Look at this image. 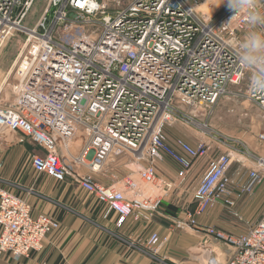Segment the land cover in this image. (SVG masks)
Returning <instances> with one entry per match:
<instances>
[{
  "label": "built area",
  "instance_id": "obj_1",
  "mask_svg": "<svg viewBox=\"0 0 264 264\" xmlns=\"http://www.w3.org/2000/svg\"><path fill=\"white\" fill-rule=\"evenodd\" d=\"M201 1L48 0L35 26L26 29L23 21L34 0H0V51L16 31L26 34L4 79L12 80V99L0 103V149L17 143L18 136L29 140L41 149L29 160L34 173L57 182L69 177L117 226L128 218L150 221L206 157L192 191L194 206L178 225L201 236L202 264H264V211L239 234L198 222L218 202L241 220L237 200L264 181V157L207 122L220 99L230 95L264 113V94L251 90V69L240 61L239 44L252 26L227 0L217 7V0ZM174 120L209 130L210 140L168 141L165 129ZM218 145L226 150L210 156ZM245 155L253 161L239 183L232 164ZM125 156L130 162L124 165H135L133 173L109 184L96 179L107 163ZM166 158L177 166L173 180L159 169ZM58 227L0 187V258L41 251ZM169 236L151 232L145 253L155 255Z\"/></svg>",
  "mask_w": 264,
  "mask_h": 264
},
{
  "label": "crops",
  "instance_id": "obj_2",
  "mask_svg": "<svg viewBox=\"0 0 264 264\" xmlns=\"http://www.w3.org/2000/svg\"><path fill=\"white\" fill-rule=\"evenodd\" d=\"M256 1L264 10V5L259 0ZM182 137L190 143L193 141L186 134H183ZM218 146H212L210 156H216L226 150L223 145ZM39 151L41 149L27 139L19 140L12 146L1 148L0 187L26 199L30 203L34 215L44 213L57 221L59 227L48 234L41 251H34L21 257L6 253L1 256L0 264H159L153 255L145 253L143 242L151 232L159 231L160 228L170 232V235L175 230L176 232L182 230L185 234L178 236L179 240L177 241H183L184 245L185 241H190L189 247H185L189 257L184 262L202 264L198 256H191L193 252L197 254V244L201 240V236L189 228L181 227L180 229L178 224L184 221L185 212L194 206L193 190L187 199L180 197V191L192 182L195 183L192 187L194 189L198 178L206 167V157L196 161L191 177L176 185L161 203V210L175 225L169 222V224L161 223L156 218L157 215H154L155 219L153 217L148 222H136L128 218L124 224L117 226L115 217L112 215L104 219L102 207L69 177L63 182H57L45 174L34 173L29 160L34 152ZM122 163L121 159L107 163L104 171L95 175L96 179L109 184L121 178L126 174L122 173ZM234 168L235 166L232 167V172L235 180L244 183L247 179V173L245 172V176L241 179L236 178ZM159 169L161 172L165 171V176L168 179H175L177 166L170 159L166 158ZM196 174H198L197 178L195 177ZM104 175L110 176V181ZM236 190L239 189L236 187ZM233 193L236 194L237 191ZM246 195L248 194L243 196ZM237 210L241 216L239 206H237ZM223 212L230 218L233 217L224 209L222 203L218 202L200 216L198 222L202 226L214 225L231 234L241 233L237 227L231 231L230 229L226 230L228 221L219 216ZM159 214H163V212H159ZM177 218H181V220ZM166 233L160 234L164 236ZM175 233L174 236L178 234ZM219 247L220 249L223 248L222 245ZM191 249L193 250L191 251ZM190 257L193 258L190 259ZM171 259L174 260V263L176 262L175 258Z\"/></svg>",
  "mask_w": 264,
  "mask_h": 264
},
{
  "label": "rangeland",
  "instance_id": "obj_3",
  "mask_svg": "<svg viewBox=\"0 0 264 264\" xmlns=\"http://www.w3.org/2000/svg\"><path fill=\"white\" fill-rule=\"evenodd\" d=\"M40 2H42V0H37V2L35 3L29 21L35 18L36 14L38 13L39 8L41 6ZM259 2L264 5V0H259ZM219 4H220V0H217L215 6L217 7ZM244 39L245 37H242V41ZM22 41H23L22 38H16V37L11 38L9 42L6 43L7 45L5 44V46H3V49H1L0 51V88H1L0 103L8 102L9 100L12 99L11 85H9V82L12 80L9 79V82L8 81L4 82V79L7 75V71L9 70L12 62L15 59L16 53L21 47ZM245 79L246 81L244 82V84L240 86L241 88H243L241 89V92L244 91L247 82V77ZM231 90L235 91L236 88H231ZM207 122H208V126L211 129L220 130L224 134H227L234 138H239L243 142V144L246 147H248V149L254 155H257L259 153L258 154L259 156L264 157V113L256 106L251 105L249 102L243 100L242 98H235L231 95L224 96L223 98L220 99V102L216 105L214 114L212 115V117H210V119H208ZM206 131L209 130L199 126H192L186 124L180 120L172 121L170 124L166 126L165 129V133L168 138V141L171 142L176 137L183 138L182 137L183 134H186V136L190 137L193 140L191 141L192 142L191 144L193 145L202 139L206 141L210 140V137L208 134H206ZM18 140H22V139L18 136ZM235 146L236 148H238V150H244V148L240 144H235ZM234 158L235 159L240 158V154L236 153V156H234ZM121 161L126 164L127 162L128 163L130 162V158L129 156H125ZM240 161L241 162L238 163L234 160L232 164V167L235 166L234 168L235 169L234 173L236 171L235 177L239 179L245 176V172L246 173L248 172L252 164L253 158L250 155H245L244 157L241 158ZM123 163H122V170H123L122 173L123 174L133 173V171L135 170V165L128 164L126 166ZM162 174L166 175L165 171H162ZM197 175L198 174H196L195 177ZM107 178L108 181H110V176H107ZM193 179L194 178H192V180ZM194 184L195 183L192 182L188 186H186L182 191H180L181 192L180 197L187 199L191 194L190 192L193 190L192 187ZM245 197L248 198L246 199ZM183 198L182 200H184ZM236 203L240 207V212L242 217L241 220L236 217L230 218L225 212H223L219 216L228 221L227 222L228 228H226V230L230 229L231 231L234 230V227H237V230L238 229L240 230L239 232H243L244 230H246L248 226L254 223L260 216L261 212L264 211V181L260 184H257L254 187L251 194L243 196V198L238 199ZM188 210H190V208ZM159 212L160 213L163 212V214H159ZM164 213L165 212L162 211L160 208L158 210V213L155 214V216L157 215L156 218L161 223L164 224L173 223L167 218V216H165ZM155 216H153L154 219ZM177 219L181 220V218H177ZM173 225H175V223H173ZM158 232L162 234L166 232L168 233V231L164 230L163 228H160ZM175 232H173V234L171 233L172 235H170L165 245L155 255L153 254L155 259L158 260L159 264H190L188 262L187 263L184 262V260H187V257H189L188 252H186V248L189 247L188 245L190 244V241L189 240L185 241V245L182 243L183 241L181 240L177 241L179 240L178 236H183L185 233H183L182 230L176 232L178 234H176ZM174 233L176 234L175 236ZM144 250L147 249L144 248ZM192 250L193 249H191V251ZM190 254L192 253L190 252ZM191 256L197 257V254L193 252V255ZM171 258H175L176 262L174 263V260H172ZM191 258L193 257H190V259Z\"/></svg>",
  "mask_w": 264,
  "mask_h": 264
},
{
  "label": "clouds",
  "instance_id": "obj_4",
  "mask_svg": "<svg viewBox=\"0 0 264 264\" xmlns=\"http://www.w3.org/2000/svg\"><path fill=\"white\" fill-rule=\"evenodd\" d=\"M227 5L235 14H246L247 23L252 26L253 30L239 44L240 61L251 69V90L264 94V10L257 6L256 0H227Z\"/></svg>",
  "mask_w": 264,
  "mask_h": 264
},
{
  "label": "water",
  "instance_id": "obj_5",
  "mask_svg": "<svg viewBox=\"0 0 264 264\" xmlns=\"http://www.w3.org/2000/svg\"><path fill=\"white\" fill-rule=\"evenodd\" d=\"M37 2V0H34L31 8L29 9V11L27 12L25 18H24V21H23V27L26 28V29H32L35 24L37 23V21L39 20V18L41 17L47 3H48V0H42V2H40V8H39V11L38 13L36 14L35 18L31 19V21H29L30 17H31V14H32V9L35 5V3ZM16 37V38H22L23 41L26 37V34L23 32V31H16L14 33V36L13 38ZM18 40V39H17ZM22 41V42H23Z\"/></svg>",
  "mask_w": 264,
  "mask_h": 264
},
{
  "label": "bare ground",
  "instance_id": "obj_6",
  "mask_svg": "<svg viewBox=\"0 0 264 264\" xmlns=\"http://www.w3.org/2000/svg\"><path fill=\"white\" fill-rule=\"evenodd\" d=\"M213 1H214V0H213ZM202 8H205V5H203Z\"/></svg>",
  "mask_w": 264,
  "mask_h": 264
}]
</instances>
